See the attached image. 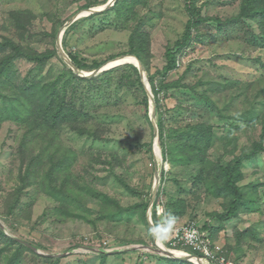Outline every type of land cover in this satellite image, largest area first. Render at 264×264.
<instances>
[{"label": "rangeland", "instance_id": "rangeland-1", "mask_svg": "<svg viewBox=\"0 0 264 264\" xmlns=\"http://www.w3.org/2000/svg\"><path fill=\"white\" fill-rule=\"evenodd\" d=\"M109 1L0 0V45H6L0 48V73L3 60L13 53L11 43L21 53L49 55L41 67L20 58L0 74V228L5 234L0 235V264L180 262L170 258L168 262L154 249L147 215L156 170L161 176L165 172L162 189L168 196L182 191L179 196L188 203L187 215L170 217L172 225L190 220L200 226L211 223L213 232L217 230L216 242L236 264H264L263 189L258 193L260 209L249 206L225 222L211 217L227 207L226 199L217 196L212 169L218 162L227 164L234 157L248 156L256 144L264 148V66L255 62L261 58L264 63V47L262 40H251L253 35H264V24L248 18L243 31L232 25L219 30L210 22L212 18L229 21L239 15L242 0H199L196 8L210 21L199 28V37L194 33L191 47L179 55L178 69L164 76L157 74L166 64V49L186 29L187 0H137L131 15L110 8L100 15L81 17L74 32L66 29L62 43L66 53L73 52L89 65L133 46L140 48L134 38L138 35L147 42L142 54L153 95L150 75H155L158 86L163 81L172 84L157 96V122L163 120L167 138L162 143L159 134L158 145L154 127L145 116L143 90L131 85L137 84L136 76L127 80L115 72L106 78L104 73L116 67L101 73L95 86L70 79L67 102L76 108L83 105L86 115L50 128L40 116L49 104L39 105L32 84L37 78L41 85L63 84L71 77V69L57 50L59 34L89 2L103 8ZM195 126L211 130L209 139L197 147L191 130ZM179 143L187 146L179 148ZM177 151L193 164L172 168L165 163L167 152ZM261 154L243 163L239 186L251 187L264 180ZM198 172L203 184L195 180ZM209 188H215V193ZM205 189L209 196L203 195ZM107 197L112 202L105 204ZM14 202H18L15 211ZM141 204H148L145 217L138 207ZM152 210L153 206L151 214ZM149 216L154 222V213L153 218ZM155 220L167 243L160 219ZM15 236L37 246L50 259L39 258ZM121 243L129 246L120 247ZM133 246L138 248L128 249ZM89 247L120 252L103 257L85 252Z\"/></svg>", "mask_w": 264, "mask_h": 264}, {"label": "trees", "instance_id": "trees-1", "mask_svg": "<svg viewBox=\"0 0 264 264\" xmlns=\"http://www.w3.org/2000/svg\"><path fill=\"white\" fill-rule=\"evenodd\" d=\"M199 0H187L186 1V10L188 12L189 15V19L186 25V29L182 35V37L175 42V44L173 45V47L169 46L166 49L165 52V66L163 68V71L159 72L157 75H168L169 73H171L174 70L178 69V57L181 53L185 52L186 50H188V48L191 47L192 41L194 40V33H196V36L199 37V28L201 26L204 25V23H207L208 21H210V18H206L201 14V11L198 10L196 8V2H198ZM138 2L137 0H117L116 4L112 7V10H116V11H123L125 10L126 12H128L130 15L132 14L133 8L135 7V5H137ZM97 4H94L92 2H89L88 4H86L83 8L88 9V8H92V7H96ZM126 14V15H129ZM100 15V14H99ZM98 15V16H99ZM96 16V15H95ZM248 18H251L252 21H259L262 25L264 24V0H242L241 1V6H240V13L239 15H236L234 18L229 19V21H222L221 19L218 18H212V21H210L212 23V25H216V27L219 30H224L225 29V25H232L235 26L238 30H242V25L244 23L245 20H247ZM76 23V22H75ZM74 23V24H75ZM74 24L72 26H70L69 28H71V32L73 31V27ZM222 30V31H223ZM70 33V32H69ZM138 35V34H136ZM136 42H140V48H136L135 46L131 47L129 50L124 51L122 53H118V54H114L112 56H109V59L104 60L102 62H98L95 61L93 63V65H89L86 63L87 60L82 59L80 56L75 55L73 52H69L67 53L70 57V59L73 61V63L80 68L81 70H93V69H98L99 67H101L102 65H104L105 63L108 62V60H113L115 58H118L120 56H124V55H134L136 56L144 65V68L149 71L148 66H146L144 59H143V54L142 52L144 50H146V41L144 39H141L140 36L138 35L137 37H134ZM254 43L260 42L262 40V46L264 47V35H261V37L256 38L253 35V38L251 39ZM65 44L67 45V40L65 41ZM64 44V45H65ZM6 45L2 44L0 45V48L5 47ZM13 53L10 54L9 56H7L3 62H4V67L1 69V71H3L4 73H7L9 71V66L12 65V63L16 60V59H20V58H24L27 59L30 62H33L35 64H37V67H41L43 65L46 64L49 55L47 54H42V53H21L19 52V47H15L13 48V46H15V44L11 43L10 44ZM260 47V48H261ZM262 59L261 58H257L255 60L256 63H260L264 66V63L261 62ZM3 72H1L0 74H2ZM115 72H119L121 74V78L124 79V77L126 76L127 80H130L132 78V76H136L137 77V84H132V86H141V89L143 90V104H145V111H146V118L150 121V101L147 95V92L144 88V84L141 82L140 79V75H139V70L137 67H135L132 64H125L119 67H116L112 70L107 71L105 74L106 78L109 75H112ZM69 73L71 75V77H68V79H65L63 84H60V82H56V83H48V84H44L41 85V81L37 78L35 79L34 84H32V90L34 91V96L38 102L39 105L41 104V106L43 105H48L47 108L45 109V111L43 113H40V116L42 117V123L43 124H49L50 128L51 127H55L59 124H61V122H67V121H77L78 119H80L83 115L85 116L86 113L82 111V109L84 108V106H80L78 108H76L75 104H70L67 102L66 96H67V89L70 87V83L72 82V80L70 81V79H75L76 82L81 83V82H88L90 84H93L95 86V84H97L99 82V79L101 78L99 75L97 77L91 78V79H86V78H82L80 76H75V73L72 70H69ZM149 79H151V83L153 85V92H154V96L156 99V103H157V111L159 110V99L157 98L158 95H160V93L162 91H167L169 88L172 87V84L166 83V82H160V86H158L156 80H155V75L149 76ZM154 80V82H153ZM38 81V82H37ZM154 83V84H153ZM40 121V124H41ZM158 127H159V134H160V138H161V142L164 143L165 139L167 138V133L165 131V127H164V123L163 120H158ZM39 124V125H40ZM152 125V124H151ZM203 126H195L193 127L192 133L196 134L195 135V143L193 144L195 147H197L200 143L201 140H204L206 142L207 139H209L208 134H211V130L210 129H203ZM205 130V131H204ZM181 136H183L184 138H187L189 141V137L185 134L182 133ZM176 146V145H175ZM182 146H187L184 143H179L178 147L182 148ZM256 150H253L252 153H250L248 156H238V157H234V159L232 161H230L227 164H222L221 162H218L217 165L212 169L213 172L215 173V178L217 179V181L215 182V188H216V193L218 197H223V199H226L225 202L227 204V207H225V211L222 213H217V212H213L211 214V217L215 220H218L219 222H225V221H229V220H233L235 218H237L242 209L247 208V207H254L255 209H260V204H259V199H264V196L261 198L259 196V190L263 189L264 190V180L259 182L258 184H254L251 187L247 186L245 187H241L239 186V183L243 180V174H242V165L246 160H251L253 158H256L258 156V154L263 153L264 152V148L259 145L256 144ZM190 147V146H189ZM149 150H151V146H149ZM197 150L199 152H201V149L198 147ZM151 152H153L151 150ZM178 151L176 152V154H172L167 152V155L169 157H167L166 155V160L172 165L173 167H179V166H191L189 160L184 161L182 159V155H177ZM152 155V154H151ZM202 158V156H201ZM200 173L198 172L196 174L195 180L198 183H202L200 179ZM178 175L175 174L174 176V181H177ZM201 185V184H199ZM215 188L214 189H210L215 193ZM209 190L205 189L204 192V196H209L208 192H210ZM186 191V189L184 190ZM133 192V191H132ZM182 191L177 192L175 195L168 196V192H166V190H164V195H166V207L168 209V212L171 216L173 217H183L185 215H187L188 212V203L186 200H184L183 198H181L179 195ZM173 197H175L176 199L174 200ZM195 198H199L198 195L195 196ZM106 202H112L111 199L104 198V203L106 204ZM18 202L15 205V202L13 203V207L12 209L15 211L17 209V205ZM223 205V204H222ZM139 209L142 210V214L146 215V211H147V207L148 204H141L140 206H138ZM138 209V208H136ZM154 221L156 222L155 218ZM158 226V223L156 224ZM204 229H211L213 232V226L211 223H206L203 227ZM215 232L217 233V230L214 229ZM216 233L213 232V236L216 238ZM0 235L4 236V232L2 231V229L0 228ZM241 237H244V233H240ZM15 240V239H14ZM11 242H15L13 240L10 239ZM20 243V242H19ZM22 244V243H21ZM121 243L120 246H125L127 244ZM33 245V244H32ZM119 245V244H118ZM22 246V245H21ZM35 246V245H33ZM27 247V246H26ZM37 247V246H35ZM38 248V247H37ZM31 250V249H30ZM238 250V249H237ZM33 252V250H31ZM106 255L108 256V254H103V257H106ZM39 258H43L45 260H48L50 258H46L43 256L38 255ZM166 261L171 262L170 259H166L164 258ZM174 264H192L189 262H185V261H180V262H171ZM57 264V263H55Z\"/></svg>", "mask_w": 264, "mask_h": 264}, {"label": "water", "instance_id": "water-1", "mask_svg": "<svg viewBox=\"0 0 264 264\" xmlns=\"http://www.w3.org/2000/svg\"><path fill=\"white\" fill-rule=\"evenodd\" d=\"M117 0H110L105 6H103V8H88L86 10H82L81 12L75 14L63 27L61 33L58 36L57 39V50L58 53L60 54V56L62 57V59L64 60V62L69 66V68L77 75L80 76L82 78H86V79H91L94 77L99 76L101 73H103L104 71H107L108 69H110L111 67H116V66H120L126 63H131L129 62L128 58H133L137 61V67L139 68L140 71V75L142 77V82L145 85V90L147 92L149 101H150V117H151V123L154 127V133H155V137L158 139V145H159V128H158V124H157V105H156V101L154 99V95L152 93V89L148 83V80L146 78V72L144 69V65L142 64V62L140 60H138V58L136 56L133 55H124V56H120L118 58H115L114 60L109 61L108 63L104 64L103 66L99 67L97 70L93 71V72H84L82 71L80 68H78L73 61L70 59L69 55L66 53V51L64 50L63 47V34L66 31V29L68 27H70L72 24H74L76 21H78L81 17H86V16H90V15H94V14H100L110 8H112ZM155 184H154V188H153V195H152V200H151V204L150 206H152L154 204L155 198L158 194L159 191V184H160V172L158 170H156L155 172ZM151 213H150V209L148 211V223L150 226V230H151V234H152V239L154 241V243L156 244L158 241V234L157 231L152 223V220L150 218ZM28 247L32 248L35 251H38L37 248H35L34 246L30 245V244H26ZM138 248V247H136ZM156 251L159 252V254H161L162 256H165L167 258L173 259V260H183V261H192L194 258L198 259V263L202 264L199 260V258L197 256H180L177 254H174L173 252H169L161 247H159L158 245L156 246V248H154ZM39 252V251H38Z\"/></svg>", "mask_w": 264, "mask_h": 264}, {"label": "built area", "instance_id": "built-area-1", "mask_svg": "<svg viewBox=\"0 0 264 264\" xmlns=\"http://www.w3.org/2000/svg\"><path fill=\"white\" fill-rule=\"evenodd\" d=\"M157 214L166 218L167 213L164 203L158 204ZM166 223L162 227L167 234V243L171 247L183 250L186 248L192 249L193 252L201 254L203 260L208 264H234L228 260L223 246L212 241L211 234L202 230L196 221L190 220L178 226Z\"/></svg>", "mask_w": 264, "mask_h": 264}, {"label": "clouds", "instance_id": "clouds-1", "mask_svg": "<svg viewBox=\"0 0 264 264\" xmlns=\"http://www.w3.org/2000/svg\"><path fill=\"white\" fill-rule=\"evenodd\" d=\"M117 2V1H116ZM116 4V3H115ZM92 8H97V7H92ZM86 10V9H85ZM87 17H89V16H87ZM134 56V55H133ZM114 60V59H113ZM139 60V59H138ZM111 61V60H110ZM109 62V61H108ZM107 62V63H108ZM106 64V63H105ZM126 64H130V63H126ZM143 64V63H142ZM123 65H125V64H123ZM133 65V64H132ZM103 66V65H102ZM120 66H122V65H120ZM116 67H119V66H116ZM136 67V66H135ZM114 68V67H113ZM138 68V67H137ZM145 69V68H144ZM138 70H139V68H138ZM140 72V71H139ZM143 83V82H142ZM149 83V82H148ZM144 84V83H143ZM144 88H145V85H144ZM155 98V97H154ZM151 118V117H150ZM157 124H158V122H157ZM159 128V127H158ZM263 154H264V152H263ZM259 156L260 155H262L261 153L260 154H258ZM254 159V158H253ZM165 163H168V164H170L168 161H166ZM169 172V171H168ZM164 174H165V172H162V176H161V173H160V178H161V181H160V184H159V191H158V194H157V196H156V198H155V201H154V204L152 205L153 206V210H152V218H153V213H154V218L155 217H157V219H160L159 220V225H161V228L163 229V227H162V225L165 223V222H167L166 224H169V225H172L171 223H170V221H169V219H171L170 217H171V215L169 214V212H168V209H167V207H166V201H165V198L163 197L164 196V190H165V188L164 189H162V177L164 176ZM167 181H168V179H167V177H165V179H164V183L166 184L167 183ZM164 203L165 204V208H166V218H164V217H162V216H159L158 214H157V206H158V204L159 203ZM152 206H151V208H152ZM150 207V206H149ZM151 208H150V210H151ZM153 223V225H154V227H155V229H156V231H157V234H158V241H157V243L155 244L154 243V246H155V248H156V246L158 245L159 247H161L160 246V244L162 243L163 245H165L168 249H171V250H174V251H181V252H184V253H186L187 255H180V256H197L198 258H199V260H200V262L202 263V264H208L205 260H203V257H202V255L201 254H199V253H195L194 252V254L193 253H191V252H189L188 251V249L186 248L185 250H183V249H181V248H173V247H171L170 245H168V243H166V242H164V240L162 239V236H161V233H160V229H159V226H157L156 224H157V222H152ZM174 226V225H173ZM178 226V225H177ZM204 226H201V228H202V230H204V231H208L210 234H211V239H212V241H214V242H216V240H215V237L213 236V232H212V230L211 229H204L203 228ZM11 237V236H10ZM214 239H213V238ZM13 239H15V240H17L18 242H20V243H22L23 245H25V246H27L26 244H30V243H28V242H26V241H24V240H22V239H19V238H17L16 236L15 237H12ZM84 240H82V242H83ZM217 243V242H216ZM81 244V243H80ZM220 244V243H219ZM30 245H32V244H30ZM221 245V244H220ZM33 246V245H32ZM129 245H127V246H120V247H128ZM28 247V246H27ZM35 247V246H34ZM82 247H86V246H82ZM117 247V246H116ZM134 247V248H133ZM133 247H130V248H128V249H136V247H138V246H133ZM28 248H30V247H28ZM35 248H37V247H35ZM31 250H33L32 248H30ZM38 249V251H35V250H33L34 252H37L38 254H40V255H42V256H47L46 254H44V253H42L41 251H40V249L39 248H37ZM118 248H105V251L104 250H100V249H97V248H92V247H89V248H85V252H86V250L88 251V253H98V254H101V255H103V254H110V253H119L120 251H115V250H117ZM223 249L226 251V255H227V258H228V260H230V261H232L234 264H236L235 263V261L233 260V259H231L230 258V256H229V253H228V251L223 247ZM106 251H111V252H106ZM158 252V251H157ZM158 254H159V252H158ZM161 255V254H160ZM161 257H165V256H162L161 255ZM165 258H167V257H165ZM167 259H169V258H167ZM176 261H183V260H176ZM185 262H189V263H192V264H199L198 263V259L197 258H194L192 261H185Z\"/></svg>", "mask_w": 264, "mask_h": 264}, {"label": "bare ground", "instance_id": "bare-ground-1", "mask_svg": "<svg viewBox=\"0 0 264 264\" xmlns=\"http://www.w3.org/2000/svg\"><path fill=\"white\" fill-rule=\"evenodd\" d=\"M101 7V6H100ZM129 62H131V64L137 66V61L133 58H128ZM156 149H159V146L156 145L155 147ZM160 154V153H159ZM161 248L169 251V252H173L174 254H177V255H187L186 253L184 252H181V251H174V250H171V249H168L165 245H163L162 243L160 244Z\"/></svg>", "mask_w": 264, "mask_h": 264}]
</instances>
